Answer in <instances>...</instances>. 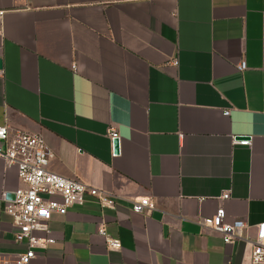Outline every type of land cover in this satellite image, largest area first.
<instances>
[{"label":"crops","instance_id":"1","mask_svg":"<svg viewBox=\"0 0 264 264\" xmlns=\"http://www.w3.org/2000/svg\"><path fill=\"white\" fill-rule=\"evenodd\" d=\"M0 60V126L116 202L53 215L30 264H248L196 221L222 207L250 239L264 222V0H0ZM19 186L0 160V264L25 252L1 200Z\"/></svg>","mask_w":264,"mask_h":264},{"label":"built area","instance_id":"2","mask_svg":"<svg viewBox=\"0 0 264 264\" xmlns=\"http://www.w3.org/2000/svg\"><path fill=\"white\" fill-rule=\"evenodd\" d=\"M245 69L246 64L240 62L237 70L243 72ZM228 114V111L223 113L224 116ZM107 136L111 142L118 139L114 128L108 129ZM239 139L234 140V145H250V138ZM52 158L53 153L42 135L0 126V160L6 167L16 168L20 182L13 193V201L6 200L5 195L1 198L3 212L11 219L14 228V241L25 246V252L18 256L16 264H30L35 258V250L45 249L53 243L47 230V223L53 215L65 216L69 209L83 206L88 199L100 209H114L116 205L115 200L103 191L51 173L47 166ZM220 199L227 200L228 194H223ZM153 209L154 204L148 198L131 201L134 213H148ZM224 215V209L219 207L212 216L199 217L196 224L201 231L219 235L225 245L246 243L248 264H264V222L254 226V237L250 239L242 221L227 223ZM97 234L105 239L107 249H120V242L107 236L104 222L98 225Z\"/></svg>","mask_w":264,"mask_h":264},{"label":"water","instance_id":"3","mask_svg":"<svg viewBox=\"0 0 264 264\" xmlns=\"http://www.w3.org/2000/svg\"><path fill=\"white\" fill-rule=\"evenodd\" d=\"M0 68H1V60H0ZM112 148H113V153L118 154L119 153V140L115 139L112 141ZM6 200L13 201L14 200V195L9 194L6 196Z\"/></svg>","mask_w":264,"mask_h":264}]
</instances>
